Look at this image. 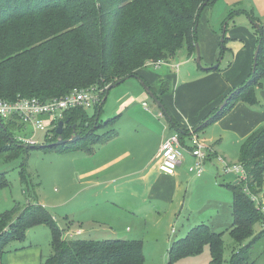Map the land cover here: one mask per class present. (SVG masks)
<instances>
[{"label":"trees","instance_id":"trees-1","mask_svg":"<svg viewBox=\"0 0 264 264\" xmlns=\"http://www.w3.org/2000/svg\"><path fill=\"white\" fill-rule=\"evenodd\" d=\"M217 0H0V101L37 98L43 102L63 98L75 89L97 86L106 89L101 104L88 110L75 109L64 114V139H71L73 126L81 138L65 146L25 145L20 143L9 124L0 119V158L8 161L27 155L33 148L59 150L75 148L93 135L91 148L108 143L116 134L111 130L94 136V131L110 123L100 117L107 89L126 77L141 81L138 72L149 62L171 61L181 50L196 56L199 22L203 11ZM236 13V12H235ZM235 13H231V18ZM254 25L253 12H246ZM69 25L71 29L66 30ZM258 35L257 68L240 87L234 89L223 109L214 111L201 130L223 118L237 102L259 104L258 90L264 82V30ZM225 41L220 58L225 54ZM200 66V65H199ZM201 67V66H200ZM219 70V68L217 69ZM161 102V96L142 81ZM111 92V91H110ZM109 92V93H110ZM165 94V93H164ZM109 95V94H108ZM119 117V116H118ZM118 117L112 119L113 122ZM13 123V122H12ZM16 124V123H15ZM110 123L109 125H111ZM53 144L58 139L56 129ZM50 131V132H51ZM183 142V130L178 129ZM49 136V135H48ZM47 136V138H48ZM48 141V139H47ZM212 160V159H211ZM239 163L247 180L221 184L233 193V223L229 232L239 248L225 263L222 235L210 225L201 224L174 241L168 251L170 264L199 256L209 248L210 264H256L253 247L264 241V211L252 196L262 194L264 208V127L255 131L242 146ZM23 175V172H21ZM9 185L6 173L0 172V190ZM37 226L51 231L52 255L42 264H145L141 240L63 239L64 231L51 212L38 204L0 214V264L8 246L25 240L26 232ZM264 254V252H263Z\"/></svg>","mask_w":264,"mask_h":264},{"label":"crops","instance_id":"crops-1","mask_svg":"<svg viewBox=\"0 0 264 264\" xmlns=\"http://www.w3.org/2000/svg\"><path fill=\"white\" fill-rule=\"evenodd\" d=\"M263 2L253 3L250 10L257 19L256 24L263 27L264 30V7L261 8ZM242 5L239 2L228 5L231 7V13H236L228 19L229 21L224 27L225 33L213 26L215 20L203 24L201 21L199 22V43L204 66L211 68L219 64V70H206L199 65L192 68L190 67L191 63L186 61H183V66L180 69L177 65L181 63L175 64V59H172L168 64L157 69L149 67L140 69L138 74L141 81L134 78L141 84L143 81L153 87V90L161 96L160 104L164 107L161 109L157 104L161 112L156 117L164 120L159 124L163 125L165 133L160 134V136L155 134L152 150H146L144 139L141 142L137 140L128 143L122 137H116L117 131L115 130L116 134L108 143L93 153H86L85 159L78 166L74 165L78 167L75 170L78 175L76 181L74 178L72 182L63 179L61 184L64 183L66 188L62 185V191L57 196H51L44 192H38L36 196L30 194L26 206L38 204L47 208L58 224L59 217L57 215L61 211L64 212V209L69 206L67 202L70 200L67 196V190L70 184L79 181L81 186H84L81 191L84 202L100 199V203L96 202L99 207L102 208L106 205L114 209L121 208L136 217L137 211H140L143 216L151 212V209L147 210L135 204V199H140L142 196L144 202L148 200L154 204L155 211L167 209V213L170 215L169 220L173 221L177 218L180 205L187 198H194L195 193L206 189L207 186L221 189L223 186L218 182L217 177L214 182L210 174L205 173L202 177L190 176L188 169L193 166V163H196V160L189 154V150L192 147L194 135L212 145L215 158L211 162H207L206 166H211L218 176L220 167L218 157H223L231 163H238L246 139L264 127L263 82L262 88L257 93L259 104L250 106L244 102H237L223 118L208 125L204 130L200 129L204 121L214 111L223 109L221 106L228 95L240 87L253 73L255 56L259 48V37L256 33L258 29L254 27L249 15L245 13V11L249 12L250 10ZM236 8L240 10H235ZM223 38L226 51L222 59L219 60L218 55H220L224 43V41L222 42ZM187 56L189 59L195 57ZM175 71L177 72L175 73ZM148 97L150 96L144 89L143 93L138 92L128 99L122 105V109L133 101L143 104L147 102ZM145 110L147 109L145 108ZM121 115L122 113L118 119L122 117ZM150 116L153 119L146 115L133 116L131 121L138 123L139 128L142 126L147 128L142 123L156 118ZM137 126H130L129 128L137 132ZM179 128L183 130L184 159L174 175H166L160 171L155 157L166 139L179 132ZM215 183H218L217 186ZM161 214L160 212V216ZM166 217L168 218L167 215ZM63 219L64 226L58 224L63 231L81 232L80 236L72 238L75 240L81 239L80 237L86 234V231L91 235L100 233L103 227L111 228L118 236L119 227L122 225L119 217L112 218L110 224L104 222L106 221L104 216L99 214L92 216L90 213L82 216L70 212ZM185 222L183 221L184 224ZM198 223H200L199 219L193 223L187 222L188 229L183 232V235L174 229L171 234L184 236ZM214 227H212L213 230ZM89 237L91 239L93 236ZM181 238L183 237H179L177 240ZM174 241L176 240L171 239L169 245L171 246ZM7 249L2 264H42L53 253L51 231L46 226L33 227L26 232L24 241H14Z\"/></svg>","mask_w":264,"mask_h":264},{"label":"rangeland","instance_id":"rangeland-1","mask_svg":"<svg viewBox=\"0 0 264 264\" xmlns=\"http://www.w3.org/2000/svg\"><path fill=\"white\" fill-rule=\"evenodd\" d=\"M262 1L264 0H217L216 2L210 4L205 11H203L200 21L203 24L205 22L210 23L212 20H215L213 26L218 28L220 32H223L226 23L229 21V14L232 12L230 10L231 7L228 6L229 4L239 2L242 3L248 10H250L252 9L251 6L253 3L258 4ZM263 7L264 2L261 5V8ZM238 9L239 8H236L235 10ZM249 12H251V10ZM226 19L227 21L225 22ZM69 29H71V27L67 25L66 30ZM187 55L188 54L186 50H181V52L175 58V64L181 63L180 65H177L181 69L183 66V61H186L191 63L190 67H198L196 56L193 57V59H189ZM218 59L220 60V55H218ZM201 64V68H206L204 66V61H202ZM176 72L177 71H175V73ZM137 90L139 93H143L144 87L142 86L141 82H137L134 78L127 80L123 84L111 90L107 97V101L105 103L100 120L101 122H107L108 120H111L110 123L112 124L109 125L110 123H105L106 126L103 128H98L94 131V136H101L111 130H116V137L120 136L128 143L129 141L137 140L141 142L144 139V146L146 147V150H152V143L153 139H155V134L160 136V134L162 135V133H165L163 125L159 124V122H164V120L158 119L156 117L161 112L157 106V103L151 97H148L146 102L148 105L147 110H145L142 103L134 101L122 109V105L128 99H130L133 95L135 96L138 94ZM93 112V109L88 110L89 115H92ZM121 113L122 117H120L117 122H113L112 119L118 117ZM140 115H146L153 119L150 116L152 115L154 118H156L154 119L155 121L146 120L147 122L142 123V125H146L147 128H144L143 126L139 128L137 126L138 123L132 122L131 119H133V116ZM130 126H137V132L135 130H131L129 128ZM9 127L15 138L21 137L33 139L34 144L32 146H40L45 148L44 145L47 144L46 146L52 147L57 142L56 140L55 143L48 145L51 140H54V138L56 139L54 133H52L51 130L50 132L49 129V132L47 131L48 133L36 131V134L34 135L30 129L22 130V126L12 122L9 124ZM128 131L130 132L128 133ZM151 133H153V135H151ZM92 137L93 135H91L87 141L84 139L79 144V146L75 148L70 147L69 149L64 150L51 148L47 151L43 148H33L28 152L27 155L21 154L15 160L8 161L5 157L0 158V172L6 173V177L9 181V185L0 190V213L9 210L11 211L16 205L24 208L30 194L32 196H36V193L44 192L51 196L59 195L58 193L62 191V185L65 186L64 183L61 184L63 179H66L68 182H72L74 178L76 181V179H78V175L75 170L78 167H75L74 165L76 164L78 166L80 162L85 159L86 153H88L89 149L91 148L93 139ZM74 143H77V141ZM101 146L102 145L95 146L94 151L99 149ZM194 165L195 164L193 163V166ZM21 172H23V175ZM205 173L210 174L213 177L214 182L216 181L217 177V180L220 184H231L238 181L235 176H225L222 173L220 167L218 176H216L217 174L215 170L211 168V166L205 167ZM189 174L191 177L194 176L192 173ZM217 184L215 183L216 186ZM83 188L84 186H81L79 181L70 184V187L67 190V196L70 200V202H67L69 206L64 209V212L61 211L59 212V215H57L59 217V226H64L63 218L66 216V214H70V212L77 213L78 215L82 216L89 213L92 216L99 214L100 216H104V218H106V221L104 222H108L110 224L112 218L119 217L122 225L119 227L120 231L118 232V236H116L111 228L103 227L102 229L104 231L102 230L100 233L91 235L88 231H86V234L80 238L90 240L89 236H93L91 237L93 240H141L143 242V250L146 256L145 264H170L168 260V251L171 247L169 245L170 240H177L179 237L184 238L192 228L201 224L215 226L214 231L222 235L224 242L223 258L225 263L230 261L232 254L239 248L238 244L235 243L231 233L229 232V228L233 223V193L230 189L224 186L221 189H214V186H207L206 189H202L200 192L195 193L194 198H187V200L182 202L180 205L181 208L178 210L177 218L175 220L173 219V221L169 220L170 215L167 213V209L155 211L154 204L148 200L144 202L142 196H140V199H135V204L142 206L147 210L151 209V212L147 211L148 213L144 214L143 216L141 215L140 211H137V216L135 217L123 211L121 208L114 209L113 207H108L106 205H104L102 208L99 207V204H96V202L100 203V199H92L90 202H84V197L81 193ZM80 196L82 197L80 198ZM258 196L262 197V194ZM31 199L33 200L34 198ZM160 212L162 213L161 216ZM198 219L200 223L194 225L184 236H174L171 234V231L174 229L178 232H181L180 235H183V232L188 229L187 222L193 223ZM183 221H186L185 224ZM263 228L264 226L261 224L257 226V231L260 232V230ZM67 233L71 234L70 231H64L63 239H65V235ZM263 252L264 241L256 244L253 247L252 255L257 262L256 264H264ZM210 260L211 256L209 248L206 247L204 252H202L199 256L183 258L174 264H210Z\"/></svg>","mask_w":264,"mask_h":264},{"label":"built area","instance_id":"built-area-1","mask_svg":"<svg viewBox=\"0 0 264 264\" xmlns=\"http://www.w3.org/2000/svg\"><path fill=\"white\" fill-rule=\"evenodd\" d=\"M168 61L160 60L157 62H149L146 67L159 68L168 64ZM179 68V66H177ZM106 89L98 88L97 86L87 89H75L69 95L63 98H56L50 101L43 102L37 98L18 99L16 101H0V119L6 123H16L22 126V130L30 129L33 134L36 131L47 132L55 128L63 119L64 114L75 109L90 110L99 105L103 101V94ZM143 107L147 109V103L144 102ZM48 131V132H49ZM47 132V133H48ZM16 139L25 145H33V139L16 137ZM192 147L189 154L196 160L194 166L189 167V173L197 177H202L205 174V166L207 162H211L214 157V149L198 136L194 135L191 143ZM185 155V148L182 144L180 136L174 134L170 136L162 144L155 161L160 171L166 175H174L182 163ZM218 163L225 176H235L238 181L247 180V172L243 166L238 163H231L223 157H218ZM258 207H262V197L252 196ZM81 232L67 233L66 240H71L74 237L80 236Z\"/></svg>","mask_w":264,"mask_h":264},{"label":"water","instance_id":"water-1","mask_svg":"<svg viewBox=\"0 0 264 264\" xmlns=\"http://www.w3.org/2000/svg\"><path fill=\"white\" fill-rule=\"evenodd\" d=\"M254 27L256 28V29H260V26L259 25H257V24H254ZM224 33H225V29H224ZM224 36V35H223ZM224 41V38H223V40H222V42ZM258 54H259V48L257 49V52H256V56H255V63H254V72H255V69L257 68V60H258ZM196 61H197V64L198 65H200V66H202V57H201V48H200V45H199V43L196 45ZM219 64H217V65H215L214 67H211V68H206V70H211V69H218L219 68ZM136 79V78H135ZM127 80H129V78L128 77H126L125 79H123V80H121V81H119V82H117V83H115V84H112V85H110L109 87H108V89H107V96H106V98H104V101L105 100H107V97H108V94H109V92L112 90V89H114V88H116V87H118L119 85H121V84H123L124 82H126ZM143 87H144V89H145V91H146V93L159 105V107L161 108V109H164V107L160 104V101L158 100V98L150 91V89L146 86V85H143ZM231 99V96L227 99V100H225L224 101V103H223V105L221 106V108H224L226 105H227V103H228V101ZM68 122H64V121H60L59 122V124H58V127H57V129H56V134H57V137H58V139H57V142L54 144V146H58V147H61V146H65V145H67V144H69V143H74V142H76L77 140H79L80 138H81V135L77 132V130H76V128H77V125H74L73 126V129H74V132H73V136H72V138L71 139H64V136H63V134H64V131H65V125L67 124ZM32 146V145H31ZM32 147H34V146H32ZM239 183V181H236V183L235 184H238Z\"/></svg>","mask_w":264,"mask_h":264}]
</instances>
